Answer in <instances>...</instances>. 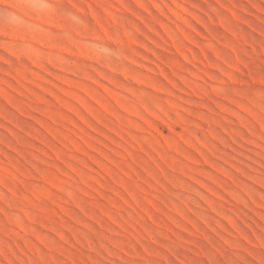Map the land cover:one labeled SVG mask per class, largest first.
Segmentation results:
<instances>
[{
  "label": "rangeland",
  "instance_id": "obj_1",
  "mask_svg": "<svg viewBox=\"0 0 264 264\" xmlns=\"http://www.w3.org/2000/svg\"><path fill=\"white\" fill-rule=\"evenodd\" d=\"M0 264H264V0H0Z\"/></svg>",
  "mask_w": 264,
  "mask_h": 264
}]
</instances>
